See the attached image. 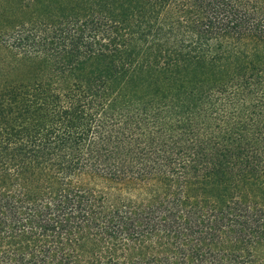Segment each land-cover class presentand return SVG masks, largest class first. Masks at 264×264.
<instances>
[{"label":"trees","instance_id":"16d2710c","mask_svg":"<svg viewBox=\"0 0 264 264\" xmlns=\"http://www.w3.org/2000/svg\"><path fill=\"white\" fill-rule=\"evenodd\" d=\"M264 0H0V264H264Z\"/></svg>","mask_w":264,"mask_h":264},{"label":"rangeland","instance_id":"374dc122","mask_svg":"<svg viewBox=\"0 0 264 264\" xmlns=\"http://www.w3.org/2000/svg\"><path fill=\"white\" fill-rule=\"evenodd\" d=\"M244 196L252 203L264 207V180H255L244 190ZM257 256L264 259V244L259 246L256 251Z\"/></svg>","mask_w":264,"mask_h":264}]
</instances>
